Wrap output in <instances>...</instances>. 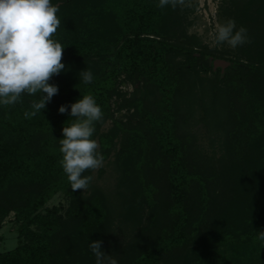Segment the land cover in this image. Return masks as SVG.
<instances>
[{
    "label": "trees",
    "instance_id": "1",
    "mask_svg": "<svg viewBox=\"0 0 264 264\" xmlns=\"http://www.w3.org/2000/svg\"><path fill=\"white\" fill-rule=\"evenodd\" d=\"M186 1L52 0L61 20L53 38L65 46L66 67L49 80L59 91L31 117L39 94L0 105V231L13 215L18 237L0 264H95L96 239L119 264H207L223 249L234 254L224 264H264V0L223 2L251 38L235 50L189 33ZM216 59L233 65L223 74ZM89 92L104 113L94 138L104 160L114 153V191L93 180L73 191L59 164L57 139L72 118L58 108ZM197 111L219 155L197 145ZM58 194L68 206L47 208ZM119 225L128 226L123 239Z\"/></svg>",
    "mask_w": 264,
    "mask_h": 264
},
{
    "label": "clouds",
    "instance_id": "2",
    "mask_svg": "<svg viewBox=\"0 0 264 264\" xmlns=\"http://www.w3.org/2000/svg\"><path fill=\"white\" fill-rule=\"evenodd\" d=\"M183 3L184 0H158L161 8ZM58 11V5L52 0H0V105L14 104L22 94H39V98L32 101V110L24 113L26 117L44 110L59 91L57 84L49 82L66 67L62 62L65 46L53 38L61 24ZM213 42L235 49L250 43L251 38L246 26L237 27L236 21L229 18L216 27ZM79 75L85 85L94 80L88 68ZM58 111L67 112L72 118L66 126L64 123L62 138L57 139L61 153L59 164L73 191L87 190L93 177L86 175V171L104 165V155L94 138L95 123L104 115L102 107L89 92L80 95L75 102L61 104ZM257 239L264 243V231L257 230ZM102 244L101 239L89 240L88 248L95 257V264H119L104 251Z\"/></svg>",
    "mask_w": 264,
    "mask_h": 264
},
{
    "label": "rangeland",
    "instance_id": "3",
    "mask_svg": "<svg viewBox=\"0 0 264 264\" xmlns=\"http://www.w3.org/2000/svg\"><path fill=\"white\" fill-rule=\"evenodd\" d=\"M224 1L225 0H187L184 4V7L188 8L189 20L191 21V25L189 26L188 31L190 34H196L197 36H199L201 40L210 47L217 46L219 50L224 48L235 50L226 44L216 45L213 42V34L216 27L220 23H223L226 20H228L226 16L222 13V9H221ZM212 63L214 65V70L217 71L218 69H221V72L223 74L230 66L233 65L228 61L220 60V59L213 60ZM221 63H225V66L224 67L221 66ZM122 89L123 91H127L131 94L134 90V86L132 84H127ZM201 114L202 113L198 111L195 112V117L192 120L190 130L196 136L197 145L205 153H208L209 155H213V153L216 152L217 155H219L220 142L218 140L212 141L214 135L211 134L206 124L200 121ZM112 128H113V122L112 120L108 119L103 123L101 127V131L107 132ZM117 142L119 147L120 139H118ZM113 162H114V153L111 154V157L109 159L104 160V165L102 167L93 171L94 183L108 191H114L117 184L118 173L116 172ZM101 168H103L105 172L102 177H99V170ZM67 206H68V202L65 199L64 195L58 194L47 204L46 207L66 208ZM115 230L118 239H123L124 236H127L129 232L128 226H122V225L116 227ZM0 236L4 238V242L0 244V253L13 250L18 246L17 226L13 223V215H11L5 221L3 229L0 231ZM223 251L224 252L214 251L210 255L207 254L205 258L208 257L209 260L205 261L204 263L224 264L227 262L230 263V261L234 260L233 257L234 254H232V252H230L229 250L226 251L224 249ZM192 256L195 257L193 253ZM214 261H216V263Z\"/></svg>",
    "mask_w": 264,
    "mask_h": 264
},
{
    "label": "water",
    "instance_id": "4",
    "mask_svg": "<svg viewBox=\"0 0 264 264\" xmlns=\"http://www.w3.org/2000/svg\"><path fill=\"white\" fill-rule=\"evenodd\" d=\"M221 66H223V67H224V66H225V63H221Z\"/></svg>",
    "mask_w": 264,
    "mask_h": 264
}]
</instances>
